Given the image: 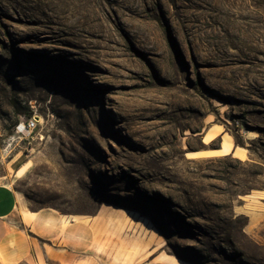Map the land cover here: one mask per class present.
Here are the masks:
<instances>
[{"label":"rangeland","instance_id":"374dc122","mask_svg":"<svg viewBox=\"0 0 264 264\" xmlns=\"http://www.w3.org/2000/svg\"><path fill=\"white\" fill-rule=\"evenodd\" d=\"M263 23L264 0H0V183L104 212L119 264H264Z\"/></svg>","mask_w":264,"mask_h":264},{"label":"crops","instance_id":"0c3cea01","mask_svg":"<svg viewBox=\"0 0 264 264\" xmlns=\"http://www.w3.org/2000/svg\"><path fill=\"white\" fill-rule=\"evenodd\" d=\"M23 206L11 185L0 183V264H119L118 251L97 233L106 221L101 210L66 214Z\"/></svg>","mask_w":264,"mask_h":264},{"label":"built area","instance_id":"2783aa9c","mask_svg":"<svg viewBox=\"0 0 264 264\" xmlns=\"http://www.w3.org/2000/svg\"><path fill=\"white\" fill-rule=\"evenodd\" d=\"M40 121L35 119V117L30 116L25 120L19 121L16 125V132L21 135L24 139H33L34 130L38 127Z\"/></svg>","mask_w":264,"mask_h":264},{"label":"bare ground","instance_id":"6f19581e","mask_svg":"<svg viewBox=\"0 0 264 264\" xmlns=\"http://www.w3.org/2000/svg\"><path fill=\"white\" fill-rule=\"evenodd\" d=\"M264 24V23H263ZM257 25V24H255ZM254 27V26H252ZM262 27V25H261ZM264 28V27H263ZM254 29H256V27H254ZM249 30V29H248ZM251 31V30H250ZM251 35V34H250ZM253 35V34H252ZM255 35V34H254ZM250 37V36H249ZM229 149V146L226 148V150ZM210 153V152H209ZM211 155H215V153L212 151L210 153ZM12 166V165H11ZM28 170V166L26 165V162L25 164H23L19 170L17 171V177L18 178H21L23 177V175L25 174V172ZM165 260L169 262V264H186L184 261H182L181 259H179L178 257L174 256V255H171V254H166L165 255Z\"/></svg>","mask_w":264,"mask_h":264},{"label":"water","instance_id":"95a60500","mask_svg":"<svg viewBox=\"0 0 264 264\" xmlns=\"http://www.w3.org/2000/svg\"><path fill=\"white\" fill-rule=\"evenodd\" d=\"M35 118H38V117L35 116Z\"/></svg>","mask_w":264,"mask_h":264}]
</instances>
